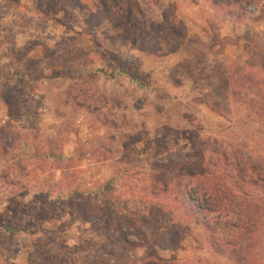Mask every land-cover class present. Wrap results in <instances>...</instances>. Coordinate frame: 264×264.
<instances>
[{
  "label": "rangeland",
  "instance_id": "374dc122",
  "mask_svg": "<svg viewBox=\"0 0 264 264\" xmlns=\"http://www.w3.org/2000/svg\"><path fill=\"white\" fill-rule=\"evenodd\" d=\"M127 1L139 12L118 26L128 15L100 0H0V264H234L209 254L166 165L230 145L264 164V78L247 83L264 0ZM155 42L178 50L151 55ZM251 194L247 264H264V184Z\"/></svg>",
  "mask_w": 264,
  "mask_h": 264
},
{
  "label": "trees",
  "instance_id": "16d2710c",
  "mask_svg": "<svg viewBox=\"0 0 264 264\" xmlns=\"http://www.w3.org/2000/svg\"><path fill=\"white\" fill-rule=\"evenodd\" d=\"M100 1L106 11L116 15V19L121 20V15H128L126 22H116L118 26L127 22L131 23L136 11L139 12L135 3L131 2L129 6L127 0ZM216 5L226 8L234 6L240 10L245 7V3L241 0H220L216 2ZM138 29L135 26L130 29L129 40L134 42V46L142 48ZM169 39L178 41L173 36ZM146 49L151 55L162 56L177 51L178 46L170 44L165 47L155 42L148 45ZM248 72L251 77L250 81L247 80L250 88H260L264 78V64L256 63L249 68ZM235 93L241 94V90H236L233 94ZM230 146H222L216 152L215 160H209L207 155H204L201 163L198 164H174L172 160V163L166 166L169 172H174L176 166L179 167L175 172V184L159 175L163 180L160 179L162 183L158 182L160 183L158 187L162 185V191L168 192L172 184L175 186L173 191L176 190L174 195L179 207L185 208L194 221L205 227L207 243L213 251L212 254L209 253L210 255L224 257L228 263L247 264L249 263L248 255H251V250L255 247L256 228L260 224L258 213L261 210L257 198L251 194V189L262 188L264 164L251 152H246L239 146L235 148ZM222 221L234 226L237 229L236 233L229 237L219 235L216 226ZM147 264L157 263L151 261Z\"/></svg>",
  "mask_w": 264,
  "mask_h": 264
}]
</instances>
